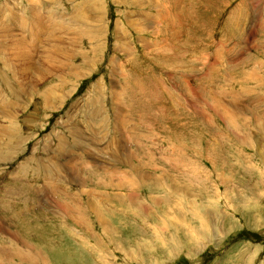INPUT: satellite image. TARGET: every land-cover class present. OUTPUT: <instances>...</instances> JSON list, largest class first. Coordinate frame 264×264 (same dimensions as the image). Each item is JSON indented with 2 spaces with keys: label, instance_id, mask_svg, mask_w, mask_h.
<instances>
[{
  "label": "rangeland",
  "instance_id": "1",
  "mask_svg": "<svg viewBox=\"0 0 264 264\" xmlns=\"http://www.w3.org/2000/svg\"><path fill=\"white\" fill-rule=\"evenodd\" d=\"M257 1L248 16L239 0H0V264H264ZM33 13L54 30L33 36Z\"/></svg>",
  "mask_w": 264,
  "mask_h": 264
},
{
  "label": "bare ground",
  "instance_id": "2",
  "mask_svg": "<svg viewBox=\"0 0 264 264\" xmlns=\"http://www.w3.org/2000/svg\"><path fill=\"white\" fill-rule=\"evenodd\" d=\"M43 3V2H42ZM30 6V5H29ZM83 6V5H82ZM38 7V6H37ZM84 7V6H83ZM29 8V7H28ZM35 8V7H34ZM20 9V8H19ZM16 10V9H15ZM31 10V9H30ZM36 10V9H35ZM76 10H77V12H76V16H75V18H76V23L78 22V24H75L74 26H76V27H78L81 23H82V25H83V21H81L80 20V18H82L83 19V16L84 15H81L82 17H80V6H77V8H76ZM83 10H85V9H83ZM20 11H22V9L20 10ZM19 11V12H20ZM33 11V10H32ZM2 12V11H1ZM34 12V11H33ZM40 12V11H39ZM41 12H43V10H41ZM51 12V11H50ZM21 13V12H20ZM25 13V11H22V13L21 14H17V15H13V17H12V21H13V19H15V20H21V21H25V22H29L30 20H31V17H28V16H26V14H24ZM84 14H87L86 12L84 13ZM44 15V14H43ZM42 15V16H43ZM9 16V15H8ZM45 16H46V14H45ZM33 20H34V24H35V22H37L36 24H39V28H38V30H36V31H34L33 33H31V34H33V36H36V38H37V35L35 34L36 32H38L39 31V33L38 34H40L41 32H42V30H43V33L42 34H44L46 31H47V29L46 28H50V27H45L42 23H41V19L40 18H38L39 16H37V14L36 13H33ZM87 17H88V15H87ZM46 19V18H45ZM85 19V18H84ZM1 20V19H0ZM47 20V19H46ZM53 20V19H52ZM69 20H71L70 18H69ZM11 21V25H14L15 23H13ZM73 21H74V19H73ZM9 22V21H8ZM25 22H23V23H25ZM43 22V21H42ZM70 22H72V21H70ZM59 23V22H58ZM72 23H74V22H72ZM26 24V23H25ZM31 24V23H30ZM50 24V23H49ZM6 26H11V25H9V24H5ZM22 25V24H21ZM48 25V24H47ZM59 25V24H58ZM71 25V24H70ZM53 26H54V24H53ZM84 26V25H83ZM80 27V26H79ZM14 28V27H13ZM81 28V27H80ZM26 29V28H25ZM29 29V28H28ZM50 29H53V28H50ZM49 29V30H50ZM56 29V28H55ZM19 30V29H18ZM54 30V29H53ZM53 30L51 31V33H52V35H53ZM55 31H57V29L55 30ZM25 33H23L24 35H26L27 34V31H24ZM84 34L85 35H87V37L88 38H93V34H94V31H92L91 30V28L89 27L88 28V30H84ZM49 33H50V31H49ZM50 33V34H51ZM50 34H47L48 36H51ZM56 34V33H55ZM23 35V36H24ZM29 35V34H28ZM41 37V36H40ZM26 38V37H25ZM54 38V37H53ZM45 39V38H44ZM38 41H40V39H38ZM48 41H50V40H48ZM54 41V40H53ZM20 42L21 43H23L24 45H25V48L27 49V47L26 46H28L29 45V42H27L25 39H20ZM43 42H44V40H43ZM28 43V44H27ZM41 42H39V44H40ZM50 44H52V43H50ZM31 45L32 46H34L35 47V44H33V43H31ZM43 45V44H42ZM53 46V45H52ZM55 46V45H54ZM25 48H23L22 47V49L23 50H25ZM56 49V48H55ZM54 51V50H53ZM95 52H97L96 50H95ZM24 53H27V52H24ZM28 55H30V54H28ZM52 56V55H51ZM25 57H27V56H25L24 54H22L21 55V61H23V59H25ZM27 58H29V56L27 57ZM26 58V59H27ZM26 59H25V61H26ZM53 61H55V60H53ZM29 62V61H28ZM18 63H20V62H18ZM27 63V62H26ZM34 63V62H33ZM54 63V62H53ZM17 64V63H16ZM36 64V63H35ZM15 65V64H14ZM11 65L9 64L8 66H6L7 67V69H9V68H11V69H15L14 67H10ZM34 66V65H33ZM22 68H24V67H22ZM21 70V69H20ZM15 71V70H14ZM24 71V70H23ZM13 75V74H12ZM15 75V74H14ZM21 75L24 77V75H26V74H24V73H21ZM35 76V75H34ZM25 77H27L28 78V75L27 76H25ZM36 78V77H35ZM172 78V77H171ZM28 83V82H27ZM66 84H69V83H67L66 82ZM25 85H26V83H24L23 85H21V87L20 86H15V84H14V80L12 81L11 79L10 80H7V87H6V89H4V91L3 92H5V90H6V92L7 91H9L8 93L10 94V95H12L13 97H15L17 100H20L21 101V99H19L20 97L21 98H23L22 96L23 95H20L21 93H25V92H23L22 90H23V88L25 87ZM52 87V86H51ZM50 87V88H51ZM54 88H56V85H54L53 86ZM49 89V88H48ZM3 90V89H2ZM50 90H52V89H49V90H45L44 91V94H45V98H42V102H44L45 104V108L47 107L48 109H49V107L47 106V104H48V98H50L49 96H50ZM22 91V92H21ZM136 91H138V90H136ZM52 92V91H51ZM26 93H28V92H26ZM53 93V92H52ZM57 93V92H56ZM6 94V93H5ZM26 95V94H25ZM32 95V94H31ZM39 95H41V94H39ZM54 95V94H53ZM42 96V95H41ZM1 97H4V96H1ZM5 97H6V95H5ZM4 97V98H5ZM26 97V96H25ZM24 97V98H25ZM54 97V96H53ZM52 97V98H53ZM8 98H9V96H8ZM33 99V98H32ZM24 100V99H23ZM4 101V100H3ZM3 101H1V102H3ZM16 101V100H15ZM10 102L12 103V101L10 100ZM17 102V101H16ZM30 102V101H29ZM4 103V102H3ZM7 103H9L8 101H7ZM10 103V104H11ZM15 103V102H14ZM13 103V104H14ZM43 104V103H42ZM45 110V109H44ZM46 111V110H45ZM177 111V110H176ZM90 113H92V112H90ZM92 115H94V114H92ZM96 115V117H97V114H95ZM91 116V115H90ZM93 117V116H92ZM95 117V118H96ZM94 119V118H93ZM104 120V119H103ZM91 121V120H90ZM18 126V125H17ZM5 127V126H4ZM6 127H8V126H6ZM4 130H5V128H3ZM9 129V128H8ZM10 129H11V127H10ZM0 130H2V129H0ZM7 130V129H6ZM14 130H16L15 128H14ZM20 130V129H19ZM17 131V130H16ZM78 131V130H77ZM81 131V130H80ZM52 132V131H51ZM9 133H5V134H3V136H5L6 135V137H7V135H8ZM14 134H15V132H14ZM11 135H12V133H11ZM9 136V135H8ZM19 136V135H18ZM14 137V136H13ZM21 138V137H20ZM55 138V137H54ZM59 138V137H58ZM5 139V138H4ZM4 139H0V154L2 155L3 153H10V152H12L13 153V151H14V149H13V147L11 146V144H13L12 143V139L9 141V142H7V143H2L3 141H4ZM105 139V138H104ZM9 140V139H8ZM7 140V141H8ZM21 140H23L22 138H21ZM62 141V142H61ZM247 141V140H246ZM6 142V141H5ZM20 142H23V141H20ZM249 142V141H248ZM58 145L57 146H54V151H55V153H59V155H60V153H65V151L69 148V143L68 142H66V140L64 141V140H61V139H57V142H56ZM3 144V145H2ZM16 147V146H15ZM50 148L52 149L53 147H51L50 146ZM76 149V148H75ZM48 150V149H47ZM72 151V150H71ZM86 151V150H85ZM52 153V152H51ZM4 154V155H5ZM14 154V153H13ZM46 154V153H45ZM50 154V153H49ZM48 154V155H49ZM0 155V156H1ZM4 155H3V157H4ZM7 155V154H6ZM5 155V156H6ZM52 155H54V153L52 154ZM3 157H2V159H3ZM6 157H10V156H6ZM54 157H56V156H54ZM33 158V157H32ZM44 158V157H43ZM52 158V157H51ZM50 158V159H51ZM2 159H0V160H2ZM53 159V158H52ZM5 160H6V158H5ZM13 160V159H12ZM7 161V160H6ZM44 161V160H43ZM46 162V161H45ZM48 162V161H47ZM123 163V162H122ZM51 164V163H50ZM49 165V164H48ZM54 165V164H53ZM29 166H31V165H29ZM45 166V165H44ZM47 166V165H46ZM26 167V166H25ZM28 167V166H27ZM33 167H34V165H33ZM42 168V167H41ZM40 168V169H41ZM35 169H36V167H35ZM47 169V168H46ZM57 169V168H56ZM38 170H39V168H38ZM43 170V169H42ZM27 171H29V170H27ZM35 171V170H34ZM33 171V172H34ZM51 171V168H48L47 169V171L46 172H48V175H49V172ZM37 172V171H36ZM110 174H112V172H110ZM115 174V173H114ZM41 175V174H40ZM51 175V174H50ZM113 175V174H112ZM40 177V176H39ZM49 176H47L46 177V181H50V179H47ZM42 178V177H41ZM52 178H54V175H53V177ZM51 178V179H52ZM44 179V178H43ZM13 180V179H12ZM45 182V181H44ZM177 182V181H176ZM47 183V182H46ZM115 183V182H114ZM110 184V183H109ZM116 185H115V188H121V187H123V189H124V187H126V186H129V188H126V189H128V190H130V191H132L133 189H134V187H135V182L133 181V180H130L129 181V184L127 185V182H118V183H115ZM13 184H10V186H12ZM9 185H8V188L10 187ZM132 186V187H131ZM24 187V186H23ZM27 187V186H26ZM5 188V187H4ZM24 189H25V187H24ZM4 190H6V189H4ZM13 190H14V188H13ZM155 190V189H154ZM12 192H14V191H12ZM29 192V191H28ZM23 193V192H22ZM32 193V192H31ZM4 194V193H3ZM5 194H6V191H5ZM8 194V193H7ZM14 196V195H13ZM34 196H36V195H34ZM75 196V195H74ZM134 196H135V194H134V192L133 193H131V195H130V197L129 198H127V200H129L130 201V203H129V205H132V206H135V207H138V205H136V204H134L132 201H131V199H133L134 198ZM36 198V197H35ZM39 195H38V197H37V199H36V201H38L39 200ZM119 198V197H118ZM32 199V198H31ZM121 198H119V200H120ZM123 199V198H122ZM25 200V199H24ZM35 201V200H34ZM33 201V202H34ZM122 201V200H121ZM125 201V200H124ZM128 202V201H127ZM126 202V203H127ZM152 202V201H151ZM116 203H121L120 201H116ZM22 204H24V203H22ZM117 204V205H118ZM122 204V203H121ZM115 205V204H114ZM122 206V205H121ZM117 207V206H116ZM5 212V211H4ZM70 212H72V213H74V214H76L75 216H77L78 215V211L76 210V209H74V210H71ZM24 213V212H23ZM94 213H95V216L93 217V218H91L92 220H95V222H96V224H97V226L99 227V229L97 230L98 232L100 231L101 233H102V236H105L104 235V233H103V231H106V227H105V225H107L108 226V224H106L107 222V220H108V218L106 219V217L105 216H102V214L100 213V212H95L94 211ZM128 213V212H127ZM129 215V214H128ZM130 215H132V213L130 214ZM4 223V222H3ZM145 225V224H144ZM73 228V227H72ZM184 229V228H183ZM189 229V228H188ZM103 230V231H102ZM98 232H95V233H98ZM180 233V232H179ZM187 234V233H186ZM185 234V235H186ZM16 235V234H15ZM188 235V234H187ZM192 235V234H191ZM16 236H18V235H16ZM147 236V235H146ZM14 236H12V239H15V238H13ZM20 237V236H19ZM191 237V236H190ZM192 237H194V235H192ZM17 239V238H16ZM23 239V238H22ZM74 239H75V241H76V237H74ZM161 239V238H160ZM18 240V239H17ZM100 240H103V239H101L100 238ZM164 240V239H163ZM19 241H23V240H19ZM104 241V240H103ZM102 242V241H101ZM28 243V242H27ZM34 244V243H33ZM32 244V245H33ZM30 245V244H29ZM28 245V246H29ZM25 246V245H24ZM103 246V245H102ZM143 248V247H142ZM145 249V248H144ZM155 250V249H154ZM140 253H142L141 251H140ZM35 254V253H34ZM133 254H134V252H133ZM136 254V253H135ZM1 256H2V259H4V260H6L7 259V261H9V259L11 258V255H10V253L8 252H5V249H3L2 251H1V254H0ZM23 255V254H22ZM33 256H35V255H33ZM99 257V256H98ZM95 260V259H94ZM99 260V259H98ZM102 260V259H101ZM21 263V262H20ZM22 263H24V261L22 262Z\"/></svg>",
  "mask_w": 264,
  "mask_h": 264
},
{
  "label": "built area",
  "instance_id": "3",
  "mask_svg": "<svg viewBox=\"0 0 264 264\" xmlns=\"http://www.w3.org/2000/svg\"><path fill=\"white\" fill-rule=\"evenodd\" d=\"M262 7H259V9H255L254 12V17L256 18L257 16L259 17V20L262 21V25L264 26V17H262V15H264V13L262 12ZM237 10L239 11V13H244L245 15L250 16V11L249 10V6L247 3H244V0H239L238 5H237ZM155 138V137H154Z\"/></svg>",
  "mask_w": 264,
  "mask_h": 264
},
{
  "label": "crops",
  "instance_id": "4",
  "mask_svg": "<svg viewBox=\"0 0 264 264\" xmlns=\"http://www.w3.org/2000/svg\"><path fill=\"white\" fill-rule=\"evenodd\" d=\"M244 2H245V0H244ZM257 4H259V7H260V4H261V5H264V0H258V1H257ZM168 115H170V114H168ZM170 148H173V146H170ZM139 169H140V168H139ZM139 169H137L136 171L139 172V171H140ZM136 171H133V172H136ZM72 181H73V182H76L75 180H72ZM108 181H109V178H107L106 183H108ZM104 183H105V182H103V184H104ZM101 185H102V184H101ZM115 185H116V184H115ZM115 185L113 186V191H116V189H118V188H115ZM117 191H119V190H117ZM107 194L109 195L110 193L108 192ZM112 195H113V193H111V197L108 196L107 199L110 197L111 199L115 198L116 201L119 200V198H118L119 196H118L117 194L114 195V196H112ZM88 196H89L90 200H92L91 195L89 194ZM107 199H106V200H107ZM133 203H134V202H133ZM94 204H95V203H94ZM71 210H73V209H72V208H68V209H67V211H69V212H70ZM63 217H70V216H63ZM79 221H80V217H79ZM75 222H76V220H75ZM119 235H120V234H119ZM84 241L87 242V240H84Z\"/></svg>",
  "mask_w": 264,
  "mask_h": 264
}]
</instances>
